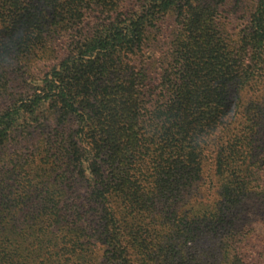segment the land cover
<instances>
[{"label":"trees","instance_id":"obj_1","mask_svg":"<svg viewBox=\"0 0 264 264\" xmlns=\"http://www.w3.org/2000/svg\"><path fill=\"white\" fill-rule=\"evenodd\" d=\"M138 1L0 0V97L19 82L18 62L43 58L55 36L62 55L0 110V264L245 263L239 207L253 190L264 198V180L253 128L227 127L250 121L241 106L264 83V0H251L236 39L220 18L224 0ZM165 17L174 25L157 72L136 58ZM18 141L29 151L7 153ZM207 159L204 183L220 201L179 215ZM151 217L161 226L153 245L136 240L151 236Z\"/></svg>","mask_w":264,"mask_h":264},{"label":"rangeland","instance_id":"obj_2","mask_svg":"<svg viewBox=\"0 0 264 264\" xmlns=\"http://www.w3.org/2000/svg\"><path fill=\"white\" fill-rule=\"evenodd\" d=\"M138 3V0H125V9L135 8ZM219 7L220 18L226 25L227 34L231 39H236L248 16L249 7H251V0H224ZM173 25L174 18L165 17L155 26L148 29L147 43L143 52L138 54L136 58L137 63L140 62L141 64L142 62H151L155 60L157 62L155 67L157 72L159 71L158 60L161 59L163 51L168 45L169 35L173 29ZM61 56L60 37L55 36L52 50H49L43 58L34 62H18L15 66V70L11 73L16 77L19 72L22 73V76L17 80L19 82L14 84V87H12L13 82L10 80L8 90L0 97V110L7 108V106L11 104L12 100L18 97L20 86H23L26 82L25 80L27 78L29 79L31 74H37L42 71V76L45 75V73L51 70V68L59 61ZM20 66L23 68L20 69ZM244 100L245 104L241 106V110L249 115L250 121H242V124H239V122H232L231 126L227 128H231L230 132H233L235 128V133H241L242 130H244L243 128H246L248 125L253 128L248 129L249 131H245L253 138H251V140H256V142L250 140V147L253 146L254 148L251 153L256 154V157H254L252 161H258L257 164L253 166V170L258 172L261 176V180H264V148L258 147L259 143H264V83L252 88ZM240 117L245 119L246 116H243L241 113ZM54 127V123L51 120H48L44 122V126H42L39 130L48 134L52 132ZM54 133L55 132H53V134ZM26 146L28 148L25 150ZM29 147L30 146L27 145V141H18L13 144H9L7 153L13 154L19 151L28 152L30 149ZM259 152L260 154H257ZM213 171V162L211 159H207L204 163V171L201 175L200 181H198L197 185L193 187L194 189L192 191H189L184 196V204L179 205L177 210L179 215H196L199 211L203 213L207 209L205 207H213L216 202L220 201L217 191H215V189L208 190V188H210L209 185L204 183L206 176ZM260 191L261 188L253 190L246 198H244L241 206L239 207L236 227L238 233L237 237L241 240V252L243 257H245L244 264H264V198L262 197L263 193L261 192V194ZM166 212L167 207H165L163 215H169L171 210L168 211L169 214H166ZM156 213L159 214L157 211ZM153 218L154 217L144 219V227L150 230L151 236L136 237V240L140 242L142 239H147V241L150 242V245H153V242L155 241H161V237H158V234L155 232V230L158 231V229H161V226L157 224L156 220ZM92 223V227L96 228L98 226L97 221ZM89 232L94 234L93 228L90 227ZM172 238L173 237L170 234L167 237H163L162 243L164 250L168 244L172 243ZM199 242L204 247L209 246V241H206V239L201 238L199 239ZM97 243L96 258L98 261H104L106 246L101 240ZM172 252L174 253V251Z\"/></svg>","mask_w":264,"mask_h":264}]
</instances>
